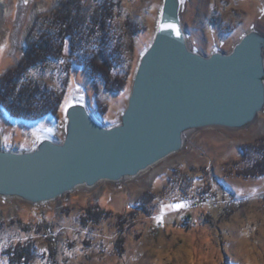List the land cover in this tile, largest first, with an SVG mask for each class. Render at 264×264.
I'll return each instance as SVG.
<instances>
[{
	"label": "rangeland",
	"instance_id": "obj_1",
	"mask_svg": "<svg viewBox=\"0 0 264 264\" xmlns=\"http://www.w3.org/2000/svg\"><path fill=\"white\" fill-rule=\"evenodd\" d=\"M62 1L0 0V77L18 67L28 38ZM96 1L83 0L89 13ZM112 1L119 13L115 32L123 36L128 20L142 27L132 51L122 39L126 48L114 68L126 78L122 92H106L100 80L69 61H49L29 72L34 82L62 92V104L71 92L72 101L85 102L107 125L118 122L127 105L161 6V0ZM38 3L45 10L30 26ZM182 25L192 50L227 53L250 30L264 33V0H184ZM97 102L106 108L103 117ZM64 120L61 110L27 122L0 109V147L28 150L40 137L60 142ZM262 138L264 114L243 130L196 131L180 152L132 180L82 188L36 206L0 198V264H264V176L238 175L259 159L250 146ZM181 203L186 206L167 207Z\"/></svg>",
	"mask_w": 264,
	"mask_h": 264
},
{
	"label": "water",
	"instance_id": "obj_2",
	"mask_svg": "<svg viewBox=\"0 0 264 264\" xmlns=\"http://www.w3.org/2000/svg\"><path fill=\"white\" fill-rule=\"evenodd\" d=\"M183 4L161 0L118 122L102 123L85 102L72 101L62 141L40 137L28 150L0 147L1 199L36 206L132 180L180 152L190 134L243 130L264 114V33L252 29L230 52L206 56L188 44ZM160 23H175L179 37Z\"/></svg>",
	"mask_w": 264,
	"mask_h": 264
},
{
	"label": "trees",
	"instance_id": "obj_3",
	"mask_svg": "<svg viewBox=\"0 0 264 264\" xmlns=\"http://www.w3.org/2000/svg\"><path fill=\"white\" fill-rule=\"evenodd\" d=\"M118 4L112 0L96 1L93 10L83 0H64L54 12L42 19L44 28L28 38L23 59L18 67L0 77V109L10 118L35 122L44 117H57L63 101V93L50 90L34 82L29 72L49 61H69L81 67L92 81L100 80L108 93L122 92L126 78L114 73L123 56L122 39H127V51L133 50L132 39L142 27L131 21L122 23L121 32H115L119 13ZM67 41V47L65 46ZM103 117L106 108L98 102ZM260 157L250 166L238 172L245 178L264 176V138L250 146ZM244 149V153L246 154ZM90 211H87V213Z\"/></svg>",
	"mask_w": 264,
	"mask_h": 264
},
{
	"label": "snow or ice",
	"instance_id": "obj_4",
	"mask_svg": "<svg viewBox=\"0 0 264 264\" xmlns=\"http://www.w3.org/2000/svg\"><path fill=\"white\" fill-rule=\"evenodd\" d=\"M181 2H183V0H181ZM158 26L161 29V31L173 32V33H175L177 35V37H179V35H180L179 28H178V26L175 23H160ZM67 43L68 42L65 41V46L66 47H67ZM61 62H63V61H61ZM72 87H74V85L70 84L69 88H72ZM76 91H79L78 86H76ZM72 100H73V97L71 95V92H69V94L67 96H65L63 104L60 105L61 112H64L65 114H67L68 109L73 106L72 105ZM185 206H186L185 204L181 203V204H175V205H168L167 207L179 209V208H183ZM157 219L159 220L160 218H157Z\"/></svg>",
	"mask_w": 264,
	"mask_h": 264
},
{
	"label": "bare ground",
	"instance_id": "obj_5",
	"mask_svg": "<svg viewBox=\"0 0 264 264\" xmlns=\"http://www.w3.org/2000/svg\"><path fill=\"white\" fill-rule=\"evenodd\" d=\"M45 10L44 5L41 3H38L35 5V7L32 10L31 13V19H30V26L33 24V22L35 21L36 17ZM30 28V27H28ZM27 32V31H26Z\"/></svg>",
	"mask_w": 264,
	"mask_h": 264
}]
</instances>
